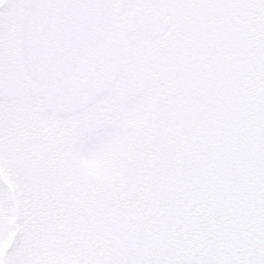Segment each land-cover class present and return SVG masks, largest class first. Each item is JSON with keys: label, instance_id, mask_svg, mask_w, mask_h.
Returning a JSON list of instances; mask_svg holds the SVG:
<instances>
[{"label": "snow or ice", "instance_id": "obj_1", "mask_svg": "<svg viewBox=\"0 0 264 264\" xmlns=\"http://www.w3.org/2000/svg\"><path fill=\"white\" fill-rule=\"evenodd\" d=\"M0 264H264V0H0Z\"/></svg>", "mask_w": 264, "mask_h": 264}]
</instances>
